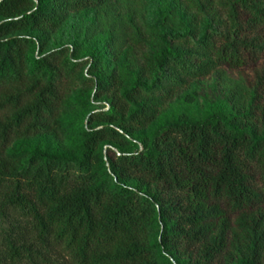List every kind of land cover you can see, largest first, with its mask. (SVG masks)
Masks as SVG:
<instances>
[{"label":"trees","instance_id":"1","mask_svg":"<svg viewBox=\"0 0 264 264\" xmlns=\"http://www.w3.org/2000/svg\"><path fill=\"white\" fill-rule=\"evenodd\" d=\"M186 1L205 17L197 40L159 14L151 33H110L88 78L76 46L45 52L43 37L113 0H0V264H264V70L228 87V112L168 116L192 81L263 49L244 33L264 0ZM117 54L125 71L108 72ZM92 90L108 112L75 131Z\"/></svg>","mask_w":264,"mask_h":264},{"label":"rangeland","instance_id":"2","mask_svg":"<svg viewBox=\"0 0 264 264\" xmlns=\"http://www.w3.org/2000/svg\"><path fill=\"white\" fill-rule=\"evenodd\" d=\"M217 0H213L214 8H217ZM176 12L181 20L187 24L188 31L193 39L197 40L202 33L205 17L197 16L195 10L189 6L186 0H113V5L106 11L90 9L82 12H70L64 24L57 30L49 32L43 38L46 39L45 52L53 48L65 46L71 52L76 46V59L83 62V73L88 78H94L95 73L89 69L92 54L100 50L103 40L110 33L117 35H135L138 30L151 33L155 28L159 14L161 16ZM221 18L225 16L221 13ZM242 22L246 21L245 15L240 16ZM115 26V27H113ZM116 31V32H115ZM248 41L254 40L259 48L264 46V25L246 29L244 33ZM109 50V49H107ZM120 54L109 55L105 58L108 72H124L119 63ZM115 58V59H114ZM264 70V47L257 51V55L249 57L243 66L236 70L223 68V74L211 73L201 80H194L191 84L179 91L169 104L168 116L177 117L185 114L194 120L205 118L211 111L219 110L228 112L230 105L226 101L229 86L238 81L246 85H253L259 73ZM94 90L90 94V106L76 110L69 115L67 126L75 131L81 128L93 127L95 123H89L91 113L108 112L109 104L105 96L96 98ZM264 102V99L263 101ZM163 119L158 124H162ZM48 149L70 153L71 141L55 143L45 139ZM37 138L30 140L35 144ZM141 148V145H139ZM264 208V204L262 205Z\"/></svg>","mask_w":264,"mask_h":264}]
</instances>
